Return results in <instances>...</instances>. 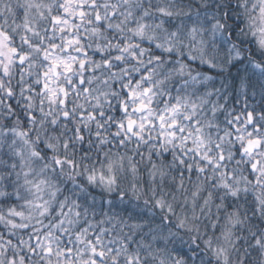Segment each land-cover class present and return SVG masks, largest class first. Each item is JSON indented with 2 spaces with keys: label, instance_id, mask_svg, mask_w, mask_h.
Listing matches in <instances>:
<instances>
[{
  "label": "clouds",
  "instance_id": "obj_1",
  "mask_svg": "<svg viewBox=\"0 0 264 264\" xmlns=\"http://www.w3.org/2000/svg\"><path fill=\"white\" fill-rule=\"evenodd\" d=\"M0 264H264V0H0Z\"/></svg>",
  "mask_w": 264,
  "mask_h": 264
}]
</instances>
